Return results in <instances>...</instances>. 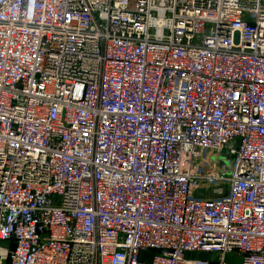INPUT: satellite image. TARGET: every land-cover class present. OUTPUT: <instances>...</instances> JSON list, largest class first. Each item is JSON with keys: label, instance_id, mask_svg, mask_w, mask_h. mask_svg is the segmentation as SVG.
<instances>
[{"label": "built area", "instance_id": "obj_1", "mask_svg": "<svg viewBox=\"0 0 264 264\" xmlns=\"http://www.w3.org/2000/svg\"><path fill=\"white\" fill-rule=\"evenodd\" d=\"M0 264H264V0H0Z\"/></svg>", "mask_w": 264, "mask_h": 264}, {"label": "water", "instance_id": "obj_2", "mask_svg": "<svg viewBox=\"0 0 264 264\" xmlns=\"http://www.w3.org/2000/svg\"><path fill=\"white\" fill-rule=\"evenodd\" d=\"M227 151H229L228 148L224 152L226 153ZM232 161L225 162V160H224V158L222 157V154H221L220 165H221V167L223 169V172L225 174H230ZM226 193H227V187L225 185H222V186H220L218 188H211L209 190L197 191L196 192V196L200 197V198H214V197H223V196L226 195Z\"/></svg>", "mask_w": 264, "mask_h": 264}, {"label": "rangeland", "instance_id": "obj_3", "mask_svg": "<svg viewBox=\"0 0 264 264\" xmlns=\"http://www.w3.org/2000/svg\"><path fill=\"white\" fill-rule=\"evenodd\" d=\"M222 157L224 158L225 162L227 161H232L234 158L233 154H230L229 151H227L226 153H222ZM151 253L149 252H144L141 253L140 258L145 261V262H149L151 260ZM189 258H197V255H188ZM227 261H230L229 256L227 257ZM233 261H237L236 259H233Z\"/></svg>", "mask_w": 264, "mask_h": 264}]
</instances>
